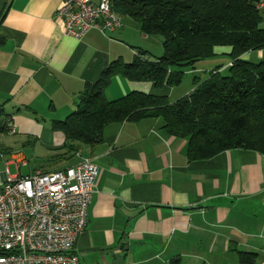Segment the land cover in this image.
Returning <instances> with one entry per match:
<instances>
[{"label":"crops","instance_id":"crops-1","mask_svg":"<svg viewBox=\"0 0 264 264\" xmlns=\"http://www.w3.org/2000/svg\"><path fill=\"white\" fill-rule=\"evenodd\" d=\"M64 1L0 0V111L21 138L50 150L53 171L35 172L85 158L98 167L88 226L74 248L79 264H241L245 254L264 264V155L235 149L190 161L187 140L147 118L110 124L99 144L67 156L53 123L78 109L79 94L112 62L152 56L130 18L106 35L65 37L55 17ZM171 90L115 76L105 95L169 99Z\"/></svg>","mask_w":264,"mask_h":264},{"label":"trees","instance_id":"trees-1","mask_svg":"<svg viewBox=\"0 0 264 264\" xmlns=\"http://www.w3.org/2000/svg\"><path fill=\"white\" fill-rule=\"evenodd\" d=\"M261 0H112L120 18L133 20L145 37L161 36L164 54L144 61L138 51L129 64L112 62L97 82L79 94L80 106L53 131L63 135L67 156L91 148L113 123L160 119L172 137L187 140L190 161H206L217 154L243 149L264 155V19ZM212 45L228 46L231 61L209 73L206 81L187 96L170 103L168 96L132 92L108 100L105 90L121 76L150 82L156 89H172L181 82L183 69L213 56ZM261 52L258 64L243 61L249 51ZM228 71L227 76H222ZM5 119L10 117H2ZM3 125V124H2ZM0 131L5 132L3 127ZM241 264H255L251 254ZM174 264V263H173Z\"/></svg>","mask_w":264,"mask_h":264},{"label":"built area","instance_id":"built-area-1","mask_svg":"<svg viewBox=\"0 0 264 264\" xmlns=\"http://www.w3.org/2000/svg\"><path fill=\"white\" fill-rule=\"evenodd\" d=\"M111 5L112 0H65L55 17L65 37L80 40L91 30L106 35L120 27ZM257 9L264 12V0ZM2 127L16 135L11 118ZM3 158L0 146V164ZM24 164L18 161V170ZM5 166L0 169V264H79L74 248L88 226L98 167L85 158L64 170L10 177L9 163Z\"/></svg>","mask_w":264,"mask_h":264},{"label":"rangeland","instance_id":"rangeland-1","mask_svg":"<svg viewBox=\"0 0 264 264\" xmlns=\"http://www.w3.org/2000/svg\"><path fill=\"white\" fill-rule=\"evenodd\" d=\"M264 19V14L261 15ZM143 44L148 47V51L154 58H161L164 54L163 39L161 36L146 37ZM213 56L200 60L194 64V69H183L181 82L174 86L169 94V101L174 102L183 96L190 94L197 85L206 81L209 73L226 66L231 58L230 48L228 46L212 45ZM243 61L252 64H258L261 60L257 51H249L241 57ZM222 76H227L228 71H223ZM16 129V135H8L6 132L0 131V146L4 150V158L0 164L1 171H4L5 164L9 163V176H29L35 171L49 172L53 171V158L50 156V150L45 148L40 142L21 138ZM23 161L25 164L20 170L17 168V162Z\"/></svg>","mask_w":264,"mask_h":264},{"label":"water","instance_id":"water-1","mask_svg":"<svg viewBox=\"0 0 264 264\" xmlns=\"http://www.w3.org/2000/svg\"><path fill=\"white\" fill-rule=\"evenodd\" d=\"M144 61H147L149 63H155L156 60L153 57H150L149 55L144 56Z\"/></svg>","mask_w":264,"mask_h":264}]
</instances>
